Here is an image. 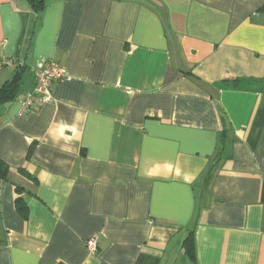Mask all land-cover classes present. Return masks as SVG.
I'll use <instances>...</instances> for the list:
<instances>
[{
  "label": "crops",
  "instance_id": "0c3cea01",
  "mask_svg": "<svg viewBox=\"0 0 264 264\" xmlns=\"http://www.w3.org/2000/svg\"><path fill=\"white\" fill-rule=\"evenodd\" d=\"M43 1L0 0V264H264V0Z\"/></svg>",
  "mask_w": 264,
  "mask_h": 264
},
{
  "label": "built area",
  "instance_id": "2783aa9c",
  "mask_svg": "<svg viewBox=\"0 0 264 264\" xmlns=\"http://www.w3.org/2000/svg\"><path fill=\"white\" fill-rule=\"evenodd\" d=\"M67 78L66 72L55 62L48 63L45 67H41L35 73L36 86L33 93L27 94L19 98L24 111L32 110L35 107V98L39 97L41 102H47L52 99V85L55 82H63ZM90 251H96V241L88 242Z\"/></svg>",
  "mask_w": 264,
  "mask_h": 264
},
{
  "label": "trees",
  "instance_id": "16d2710c",
  "mask_svg": "<svg viewBox=\"0 0 264 264\" xmlns=\"http://www.w3.org/2000/svg\"><path fill=\"white\" fill-rule=\"evenodd\" d=\"M30 1L35 7L42 6L45 3L43 0H30ZM25 69L26 68L23 67L15 70L12 80L7 82L4 86L0 88V105H2L7 101L14 100L19 96V89L22 83ZM225 83H228V85H230V87L232 88H239L242 85L243 81L235 80V81H226ZM252 83L256 84L259 82L256 81ZM32 151H33V147H31V152L29 157H31ZM7 170H8L7 166L0 160V179L3 177L5 178ZM22 201L23 200L20 197H18L17 203L19 207L21 205L22 208H25L26 206L22 205ZM185 246H187V254L190 256V258L194 259L195 254H194V243L192 237L188 238L185 241Z\"/></svg>",
  "mask_w": 264,
  "mask_h": 264
}]
</instances>
